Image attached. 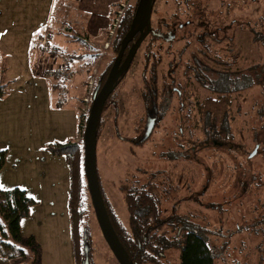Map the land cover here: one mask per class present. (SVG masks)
<instances>
[{
	"label": "rangeland",
	"instance_id": "rangeland-1",
	"mask_svg": "<svg viewBox=\"0 0 264 264\" xmlns=\"http://www.w3.org/2000/svg\"><path fill=\"white\" fill-rule=\"evenodd\" d=\"M64 1L62 4L60 0L55 3L53 0L51 3L50 0H0V25L6 20L16 24L22 13H28L34 18L25 19L35 20L40 25L41 35L46 34L49 42L67 52L78 53L75 59L79 61L78 66L67 65L73 74L65 84V93H60L57 87H51L57 79L42 74V69L51 65L47 55L43 60H37L34 54L36 51L45 52L44 49L36 44L27 49L26 56H22L17 44H10L11 47L4 51L5 42L0 37V85L8 95L0 101L1 117L6 118V124H0V153L4 159L0 168V188H22L35 200L28 216L23 219V228L31 234L22 235L20 241H12L14 247L0 257L8 260V252L14 255L19 252L17 249H23L21 264H80L67 209L68 166L63 155L51 154L49 144L70 140L82 142L93 78L111 56L108 40L113 25L110 23L109 30L102 28L95 35H87L71 20L83 22V18L88 17L87 13L80 9L76 0ZM128 1L121 0L115 8L121 12L120 8ZM221 1L210 0L207 9L224 13L225 4ZM172 2L157 0L156 8L171 10ZM230 4L227 6H232V2ZM234 4V17L246 22L244 24L261 28L264 24V0H244L242 5ZM57 5H60L59 10ZM115 8L110 10L112 23L117 16ZM44 14H49V18L46 19ZM60 14L64 20L56 21ZM155 15H151V22ZM215 15L219 20L224 18L222 13ZM63 21L71 30L64 29ZM233 34V51L238 50L240 57H246L244 63L250 65L264 58V48L258 45L264 43L262 37L257 44L250 31L239 27H235ZM185 42L181 41L176 46L182 47ZM193 44H190L192 48ZM142 46L143 43L117 86L115 106L107 104L103 108V121L96 138L99 183L119 222L128 229V215L119 186L153 178L154 182H162L170 190L171 197L163 196L160 200L161 214H167L178 203L177 197L181 199L176 207L179 212H191L207 223L212 249L217 252L214 264H264V223L260 221L264 219V114L259 111L264 107V83H257L244 92L245 98L231 123L236 139L245 144V148L254 151L256 147L259 150V154L249 157L253 171L259 177L244 193L245 180L234 181L229 177L232 162L223 148H195L202 133L190 128L189 122H184L179 133L175 105L164 107L148 138L142 143L132 142L131 138L138 137L134 130L139 127L137 119L144 111L139 93ZM217 46L219 44H215ZM214 50L217 51L216 48ZM16 55L20 57V64H28L25 74L21 73L20 67L11 64V57ZM163 61L166 67L167 59ZM83 80H86V85L81 82ZM197 93L201 99L207 91L198 89ZM58 98H61V103L57 102ZM87 214L92 264H117L103 240L93 209ZM252 223H255V229L260 228L258 233L255 229H247V224ZM226 232L231 233L224 235ZM29 235H33L39 246L37 253L25 241ZM178 253V250L168 249L165 259L169 264H179Z\"/></svg>",
	"mask_w": 264,
	"mask_h": 264
},
{
	"label": "trees",
	"instance_id": "trees-1",
	"mask_svg": "<svg viewBox=\"0 0 264 264\" xmlns=\"http://www.w3.org/2000/svg\"><path fill=\"white\" fill-rule=\"evenodd\" d=\"M137 1H128L125 6L120 8L122 9L121 12L118 9L117 11L115 10L117 16L114 25L111 24L113 26L111 27V36L108 40V48L111 56L102 70L94 76L90 89L91 96L98 89L107 74L119 47L120 40L128 30ZM155 2L156 0H153L152 7H154ZM180 2L185 5L187 4V8H189L190 3L194 6L196 13L195 19L198 21V26L202 27L203 30L200 39L204 43V48L203 50L196 48L198 54L194 52V48H190V56L185 58L181 57L178 60H174L171 66L169 65L171 69L175 68L176 77L178 78L179 76L176 80L177 82L179 81L180 85H183L180 89V102L182 104L180 105L179 111L181 112V117L177 121L180 129L179 133L184 128V122H189L191 125L190 128L197 129L202 133V138L196 141L195 148H223L225 154L232 162L229 177L230 179H234V181L243 178L245 180V193L251 182L259 177V175L254 173L249 161V157L252 158L256 153L259 154V150L256 147L254 151L245 148V144L236 139V131L232 129L231 123L236 113L239 112L241 100L243 101L245 98L244 92L257 83H264V58L250 65L247 62L244 63L243 60L246 57L244 58L243 55L240 57L238 50L233 51V37L220 35L218 31L223 30V28L220 27L218 29L211 23V19L213 20L217 17L215 13H222V11L213 12L211 14L213 17L211 18L205 9L208 0H180ZM221 2L225 4L223 1ZM118 12L120 14H117ZM244 27L252 33L253 41H256L258 44L259 38L262 37L264 42V24L260 29H257L256 25L252 26L249 24H245ZM217 43L224 46V50L228 53L225 55L216 53L214 49ZM187 45L189 44L186 43L183 45V49L181 48V50L186 49ZM258 45L264 48V43ZM41 48L49 54L53 53L55 56L58 55V57L60 55H66L65 57L69 61L78 56L76 52L63 54L61 51H56L55 47L49 44L48 40L46 45ZM219 49L221 48L219 47ZM151 70H154L157 76L160 70L164 73L161 60H153ZM125 73L126 71L119 76L117 84H119ZM181 77L182 79L180 80ZM59 83L57 80L54 83V87L59 89ZM82 83L85 84L87 82L83 80ZM185 85L188 86L187 89ZM152 88L154 90V87ZM198 89L207 91V94L201 99L197 93ZM156 93L157 97L160 96L159 89H156ZM3 94H5V89L0 85V96ZM151 95L152 102H155L156 98H154L153 92ZM110 99L111 96L108 97L105 103L110 102ZM88 107L85 113V119L88 113ZM164 107L162 105L161 108L160 105L159 108L163 110ZM259 111L264 114V107L260 108ZM159 118L160 115L158 118H155L153 129L158 124ZM102 121L100 113L97 122L96 138ZM141 126L142 124H139L140 128ZM152 130L146 135L145 139L150 136ZM136 143L141 142L137 141ZM49 148L51 153L63 155L68 166L69 192L67 208L73 239L75 244H77L76 255H79L77 260L79 259L81 264L85 254L83 250L82 229L85 228V231H87L86 215H88L87 212L92 211L83 172V143L74 140L53 142L49 144ZM3 162V154L0 153V168ZM167 187H164V183L162 182H154L153 178H149L143 182L136 181L128 186L125 184L119 186L128 212V229L119 222L116 215L112 212L109 201L102 193L105 206L109 213V219L129 259L132 258L142 264H150L155 259L165 258L167 250L173 249L179 251V264H214L217 252L212 249L213 244L210 240V229L203 219L193 215L191 212H179L176 207L179 205L181 199L178 203H175V206L167 214H161L159 209L161 198L163 196L171 197L170 190ZM194 198L193 200L196 201L197 198ZM34 203L35 200L22 188H0V254H6V251L14 247L12 241H20L22 239L20 219L28 215L29 208ZM199 203L202 204L201 202ZM205 205L210 206L209 203ZM260 221L264 223V219ZM254 226L255 223H252L247 224L246 227L248 230H252L255 229ZM259 230L260 228L255 229L257 233ZM229 233L226 232L223 234L227 235ZM86 235L85 243L88 245L87 255L89 263L92 264L88 231ZM25 241L32 246L36 253L39 251V246L34 241L32 235L27 236ZM222 246L220 249H222ZM17 250L19 251L17 255H24L23 249ZM14 255L8 252L9 258H12Z\"/></svg>",
	"mask_w": 264,
	"mask_h": 264
},
{
	"label": "flooded vegetation",
	"instance_id": "flooded-vegetation-1",
	"mask_svg": "<svg viewBox=\"0 0 264 264\" xmlns=\"http://www.w3.org/2000/svg\"><path fill=\"white\" fill-rule=\"evenodd\" d=\"M173 1L174 2H172L173 5H172L171 10H168L167 7L162 9V10H158V8H156V2H155L154 7H152V9H151L149 29L147 30V28H144V30H143L144 37L141 40L139 46L137 47V49L135 51V53H136L138 48H140V45H142V43H143L142 59H145V61L142 62V68L140 70L141 90L139 93L141 96V102L144 106V111L141 114V116L137 119L138 124L139 123L142 124V118H144V120H143V125L141 126V128L136 126V129L134 130L135 134H137L138 137L137 138H131L133 143H136L137 141H140L142 143L143 140H145L144 135L146 134V132L148 130L149 121H152V125L150 127V131H151L154 127L155 118L156 117L158 118L159 115L161 117V115H162V111H163L161 109L162 105H163V107L175 105V109L177 110V118L176 119H177V121L180 119L181 112L179 111V109H180V105L182 104L180 102V92H181L180 89L183 85H180L179 81L177 82L176 79H178L179 76H178V78L176 77L177 74L175 73V68L171 69L169 67V65L171 66L174 63V60H178L181 57L185 58V57L190 56V51H191V49H193L190 46V44L192 42L194 43L193 44L194 45L193 50H195L194 51L195 53L198 54L196 48H201L202 50L204 48V46H203L204 43L200 39V35L203 32V30H202V27L198 26V21L195 19L196 13L194 10V6L191 5V3H190L189 8H187V4L186 5L184 3L182 4L180 2V0H173ZM222 1H223V3H225L224 13L222 11V17H224V18H222L220 20L218 18H215L213 20L211 19V23L215 27H217L218 29L220 27L223 28V30L218 31L220 35H223L225 37H229V36L233 37L234 36L233 32H234L235 27H237V28L239 27L242 30H245L244 21H241L239 18L234 17V15H233L234 13H233V9H232L233 6L235 5L234 3H236V5H238V4L242 5L244 0H222ZM230 2H232V6L228 7L227 5H231ZM208 4H210V0H208L207 4L205 6V9H206V11H208V13L212 14L213 9L212 8L207 9ZM152 14H156L153 22H151V15ZM112 24L114 25V23H112ZM138 35H139V32H136L133 35L132 39L127 43V45L123 51L121 60L125 56L127 50L131 47V45L133 44L135 39L138 37ZM181 41H186L183 45H185L186 43L189 44V45H187L186 49H184V50H181L182 47L176 46V44H178ZM217 41H215V42H217ZM119 45H120V43H119ZM219 47L221 49H219ZM219 47L218 46L215 47L217 49L216 53H220L221 55H225L226 53H228L227 51L224 50L225 49L224 46L219 45ZM118 49H119V47H118ZM118 49H117V51H118ZM117 51L114 55V58L117 54ZM186 51H187V53H186ZM114 58H113V60H114ZM164 59H167V62H165L166 67H164V61H163ZM113 60H112V62H113ZM132 60H133V58H132ZM153 60H155V61L161 60V66L164 69V73L160 70L158 72V76H157L155 74L154 70H151V67L153 66ZM131 63H132V61L130 62V64ZM129 66H128V68H129ZM128 68L125 70L126 72H127ZM103 81L101 82V84L103 83ZM101 84H100V86H101ZM117 86H118V84L115 85L116 88L115 87L113 88V90L111 92L112 94L110 93L111 95L110 94L108 95V97L111 96L110 102L105 103L106 100L108 99V97L106 98L104 105L102 107V110L104 107H106L107 104L115 106L118 93H117V91L114 92V90L117 89ZM152 87H154V90H152L153 89ZM156 89L160 90V96H158L159 98L157 97ZM152 92L154 94L153 95L154 98H156L155 102H152V95H151ZM160 105H161V108H159ZM114 118H115V116H114ZM158 121H159V119H158ZM150 131H148V132H150ZM131 184H133V183H130L129 185H131ZM99 185H100V183H99ZM100 189H101V185H100ZM102 193L104 194V192L101 190V194ZM176 200H177V202H179L180 198L176 197ZM174 202H176V201H174ZM104 204H105V202H104ZM109 205L111 206L110 202H109ZM111 209H112V212L118 218V215H117L116 211L114 210V208H112V206H111ZM106 210H107V208H106ZM107 213H108V210H107ZM126 213L128 215L127 210H126ZM108 216H109V213H108ZM118 220H119V218H118ZM113 228H114V226H113ZM114 230H115V228H114ZM130 260L133 264H142L139 261L134 260L132 258ZM117 264H119V263L117 262ZM150 264H169V260H166L165 258L155 259V260L151 261Z\"/></svg>",
	"mask_w": 264,
	"mask_h": 264
},
{
	"label": "water",
	"instance_id": "water-1",
	"mask_svg": "<svg viewBox=\"0 0 264 264\" xmlns=\"http://www.w3.org/2000/svg\"><path fill=\"white\" fill-rule=\"evenodd\" d=\"M153 0H138L128 30L120 40L117 54L110 65L106 77L101 86L93 92L91 102L88 107V113L83 126V172L86 180L87 190L89 193L90 202L94 212L95 219L100 229L103 240L111 251L112 255L119 264H133L128 257L123 245L121 244L110 220L104 204L99 185L97 169H96V129L97 122L102 111V107L108 95L112 92L117 84L119 76L128 68L134 53L144 37V28L149 29L150 14ZM146 30V31H147ZM139 32L131 47L127 50L122 58L123 51L127 43L132 39L133 35ZM152 121H149V126L146 134L150 131ZM86 231L82 229V240L84 242V257L81 264H90L87 255L88 245L86 242Z\"/></svg>",
	"mask_w": 264,
	"mask_h": 264
},
{
	"label": "crops",
	"instance_id": "crops-1",
	"mask_svg": "<svg viewBox=\"0 0 264 264\" xmlns=\"http://www.w3.org/2000/svg\"><path fill=\"white\" fill-rule=\"evenodd\" d=\"M57 0H53V2L55 3ZM61 3L63 4L65 1L64 0H60ZM76 2L78 3V6L80 7V9L83 10V12L86 14L87 13V18L84 19L83 18V22H78L75 19H71L74 20L75 23H77V25H79L82 30L81 32L86 33L87 35L90 33V35L92 34H96L99 33L100 30L102 28L108 29L109 30V26L110 23L112 24V20L110 19L109 15H110V10L114 9L115 7L117 8L118 4H121V0H76ZM29 3V2H27ZM34 5H35V1H33ZM51 3V0H50ZM70 2H68L69 4ZM25 4V3H24ZM59 6L57 5V9L59 10ZM30 7V6H28ZM115 8V9H116ZM117 11V9H116ZM65 12V11H64ZM114 13V11H113ZM0 14H2L0 12ZM45 18H49V14L45 15ZM19 22L16 24H12V21H5L3 22V25H0V37H2L4 39L5 42V46H4V51L8 48L11 47L10 44H17V47L20 46L21 49V55L23 56V54H25L26 56V51L29 47L34 46L37 44L38 47V39L39 37H41V33L42 30H40L39 26L35 20H28L25 18H29V19H33L34 17L31 16L28 13H22L20 15ZM64 20V17L62 14H60V17H58V19H56V21H60V20ZM51 20V17H50ZM111 20V21H110ZM45 22V20H44ZM48 22V21H47ZM52 22V21H51ZM64 26V29L67 30H71L70 26H66L64 24V21L62 22V24ZM111 32V29L109 30ZM35 32V34H34ZM63 33V32H61ZM66 35L68 33H65ZM105 41V39H104ZM65 42V41H64ZM49 44L53 45L54 43L49 42ZM56 49V51L58 52H62L63 54H69L70 52L65 51L64 49L59 48L58 46H56L55 44L53 45ZM41 48V47H40ZM73 52V51H72ZM36 56V59H42L43 60V56L47 55L48 60L51 62V65L56 64L59 62L58 60V55H53V54H49L47 51L45 52H39L36 51V53H34ZM60 54V53H58ZM24 56V58H25ZM66 56V55H65ZM20 57H18L17 55L14 57H11V64H15L14 66H16L17 68L20 67L21 73L24 74L27 72L26 67L28 66V64L26 65V62L23 64H20L19 59ZM23 58V57H21ZM66 58V65L70 64V65H76L78 66L79 64H77V59H73L71 61H69ZM83 71V70H82ZM82 82V81H81ZM52 88H56L54 87V84L51 85ZM8 98L7 93L3 94L2 96H0V101H4V99ZM7 111V110H4ZM6 118H2L1 117V113H0V124H6ZM53 154V153H51ZM56 155V154H53ZM68 209V208H67ZM28 216V215H27ZM26 217V216H25ZM23 219L24 217H22L20 219V228H21V233L22 235H27V234H31L30 231H26L23 228ZM33 236V235H32ZM2 255V254H0ZM4 256V255H3ZM24 256V255H23ZM17 254H15L12 258H9L8 260H5L4 257H0V264H7V262H9L10 264H21L20 263V259L23 257ZM21 257V258H20ZM5 260V261H4Z\"/></svg>",
	"mask_w": 264,
	"mask_h": 264
},
{
	"label": "built area",
	"instance_id": "built-area-1",
	"mask_svg": "<svg viewBox=\"0 0 264 264\" xmlns=\"http://www.w3.org/2000/svg\"><path fill=\"white\" fill-rule=\"evenodd\" d=\"M47 40H48V36L46 34H42L41 37H39L38 39L39 46L41 47L45 46ZM58 60H59L58 63L50 65V67L43 68L42 74L44 76L56 78L60 82L59 83L60 93H65L66 91L65 84L71 79L73 73L66 66V61H65L66 58L64 55H60ZM61 101H62L61 98L57 99L58 103H61Z\"/></svg>",
	"mask_w": 264,
	"mask_h": 264
}]
</instances>
